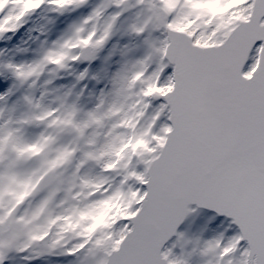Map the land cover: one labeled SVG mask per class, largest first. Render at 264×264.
Returning <instances> with one entry per match:
<instances>
[{
    "label": "snow or ice",
    "instance_id": "1",
    "mask_svg": "<svg viewBox=\"0 0 264 264\" xmlns=\"http://www.w3.org/2000/svg\"><path fill=\"white\" fill-rule=\"evenodd\" d=\"M38 10L81 15L0 48V264H264V0H0V42Z\"/></svg>",
    "mask_w": 264,
    "mask_h": 264
},
{
    "label": "rangeland",
    "instance_id": "2",
    "mask_svg": "<svg viewBox=\"0 0 264 264\" xmlns=\"http://www.w3.org/2000/svg\"><path fill=\"white\" fill-rule=\"evenodd\" d=\"M84 11L86 12V10ZM79 15H81V13L78 12L64 17H56L55 14L53 13L45 12L43 10H38V12L28 21V23L25 24L24 28L21 29L16 36H13L12 39L8 41L6 45L4 42H0V48L5 46L8 48H12L14 45L18 44L21 38L28 40L29 45L32 48H35L36 44L39 43V40L45 39V36L39 35L37 31H31L29 33L27 31L28 29H32V28L38 29L43 27L47 30V38L49 40H53L60 33V31H62L74 19L78 18ZM49 20H53L54 24H49L48 23ZM58 23L61 25L60 27L57 26ZM29 36L32 39H29ZM33 41H35V43ZM36 264H60V262L55 259H49L47 261H37Z\"/></svg>",
    "mask_w": 264,
    "mask_h": 264
},
{
    "label": "trees",
    "instance_id": "3",
    "mask_svg": "<svg viewBox=\"0 0 264 264\" xmlns=\"http://www.w3.org/2000/svg\"><path fill=\"white\" fill-rule=\"evenodd\" d=\"M58 27H60L61 25L58 23V25H57Z\"/></svg>",
    "mask_w": 264,
    "mask_h": 264
}]
</instances>
